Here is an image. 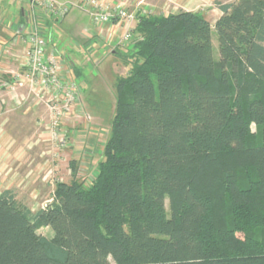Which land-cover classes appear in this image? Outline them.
Listing matches in <instances>:
<instances>
[{
	"label": "trees",
	"instance_id": "16d2710c",
	"mask_svg": "<svg viewBox=\"0 0 264 264\" xmlns=\"http://www.w3.org/2000/svg\"><path fill=\"white\" fill-rule=\"evenodd\" d=\"M215 7L135 13L94 177L1 192L0 264H264V0Z\"/></svg>",
	"mask_w": 264,
	"mask_h": 264
},
{
	"label": "rangeland",
	"instance_id": "374dc122",
	"mask_svg": "<svg viewBox=\"0 0 264 264\" xmlns=\"http://www.w3.org/2000/svg\"><path fill=\"white\" fill-rule=\"evenodd\" d=\"M110 1L112 3L123 2L126 6L131 7L133 0ZM212 1L214 3L205 0V4L203 2V5L201 4L202 7L200 5L198 10L211 27H213L220 15L218 9L215 7V2L229 3L234 0ZM179 7L175 6V10L173 11L170 8H166L163 11L160 10V13L167 15L182 11ZM75 15L81 19H83L82 15L88 16L77 10V8H73L69 17ZM63 29L66 30L65 26ZM54 38L55 45L60 50L72 48V41L77 42L80 46L82 44L71 33L67 37L62 38L60 33L56 31ZM76 51L81 52V54L78 56L72 54L66 56L65 59L66 68L71 69L69 75L80 92L79 100L74 101L71 113L59 122L58 131L65 135V145L59 146L51 138L49 128L51 126L50 114L38 96L30 94L26 87L16 89L13 92H8L4 89L0 91V101H4L2 105L0 104V107L2 106L0 108V136H3L7 131L13 137L15 146L19 149L22 148V150L25 149V151L32 142L38 140L39 144L37 147L39 151L41 150L40 152L44 153L43 157L38 156L39 164L36 156L34 158L29 156L28 169L23 167L26 165L24 161L19 162L22 165L18 168L21 174L15 178V181H11L12 184L5 186L3 183L8 180L3 179L1 176L7 163L4 160L2 162L0 158V193L5 189L13 191L18 202L24 207L29 208L32 212L43 208L51 202L54 186L57 182L69 183L71 181V163L76 168V179L84 186L89 185L95 175L97 163L103 159V146L110 135L117 100L116 80L118 74L120 72H122V75L127 73H125L127 67L122 66V62L111 55L109 52L110 48L102 45L101 42H92V45L87 50L86 48L79 50L73 48V52ZM212 53L214 59H218V41L213 28ZM73 69L74 72L75 69H79V73L82 75L79 81L76 74L72 71ZM6 76L5 78H0V80L6 81ZM6 101H16L19 107H21V103L25 105L22 110L25 109L28 112L27 116L21 119L22 111L20 112V110L7 113V110L10 108L4 109ZM36 110H40V114H38L40 119L43 118L37 126L33 122V119L37 117ZM6 113L9 115H6ZM6 118L8 121L10 120L8 123L5 122ZM41 132H44L43 136H41ZM37 136L41 138L37 139ZM24 141H28V143L25 144ZM1 142L4 144V141ZM2 149L5 150V148ZM29 152L35 151L30 150ZM24 156L25 154L22 152L20 158L23 159ZM166 210L168 211L167 202ZM38 233L47 238H51L53 235L52 231L47 228L40 229ZM110 264L113 263L110 262Z\"/></svg>",
	"mask_w": 264,
	"mask_h": 264
},
{
	"label": "built area",
	"instance_id": "2783aa9c",
	"mask_svg": "<svg viewBox=\"0 0 264 264\" xmlns=\"http://www.w3.org/2000/svg\"><path fill=\"white\" fill-rule=\"evenodd\" d=\"M24 3L25 25L14 36V43L20 42L22 48V70L7 75L6 81L0 80V91L13 92L23 87L38 96L45 104L51 118L50 135L59 146L65 145V135L58 131L59 122L71 113L74 101L79 100L80 92L70 77L71 69L66 68V60L56 47L48 45L56 33V25L73 8L87 14L95 30L96 40L104 39L108 25H118L123 33L118 37L114 31L107 33V43L129 42L136 24L134 7L123 2L110 0H81L79 4L69 0H19ZM43 19L51 20L50 35ZM53 30V32H52ZM53 34V35H52ZM66 65V66H65Z\"/></svg>",
	"mask_w": 264,
	"mask_h": 264
},
{
	"label": "crops",
	"instance_id": "0c3cea01",
	"mask_svg": "<svg viewBox=\"0 0 264 264\" xmlns=\"http://www.w3.org/2000/svg\"><path fill=\"white\" fill-rule=\"evenodd\" d=\"M69 1L75 4H79L81 2V0H69ZM209 1L213 2L212 0H207V2ZM203 2L205 4V0H133L131 2V6L134 7L135 12H141L143 14H149V15H155V14L164 15L163 13H160V10L163 11L166 8L168 9L170 8L173 11L175 10V6L176 7L182 6V7H179L182 11L197 13L200 8V5ZM24 7H25L24 3L20 2L19 0H0V78L1 79L5 78L6 75H9L12 72H18L22 70V63H23L22 48L24 45L21 44L20 42L14 43V36L17 32L21 31L25 25ZM156 11H158V13H156ZM70 12L61 22L58 23V25H56V29L53 28V30H56L58 33H60L62 38L67 37V35L71 33L74 36V38L80 41L82 44L80 46L77 42L72 41L71 42L72 48L63 49V50H60L59 47L57 46L58 52L61 55H64L65 59H66V56H70L72 54H74L75 56H78L79 54H81V52L79 51L73 52V48H76L78 50L86 48L87 50L92 45V42H101L102 45H105L106 47L108 46V48H110L109 52L116 59H118L114 55V51L116 49L122 50L123 52H125L129 50V48L131 47L130 41L120 42V40L117 39L116 41L107 43V37L109 35L107 33L114 31L118 37L122 35L123 30L119 28L118 25H113V24L108 25L106 27L105 38L96 40L95 30L91 24V20L89 16L82 15L83 19L79 18L77 15L69 17ZM43 20H44L43 24L47 28V36H48L50 35L49 31H50V27L52 23L50 19H43ZM64 26L66 30L63 29ZM51 40L54 42L48 45V50L49 49L51 50L52 49L51 46L53 47V44L55 43L54 35L53 37H51ZM122 66L126 67L125 65H122ZM127 70L128 68L125 70V73L127 72ZM118 76H123L122 72H120ZM7 77L8 76H6V78ZM3 103L4 101H0L1 105ZM35 104L38 105L37 103ZM4 106H5L4 109L6 110L8 107L10 108L9 110H7V113L15 111V110H20V112L22 111V114L20 116L21 119L25 118V116H27L28 114V112L25 109H24L25 111L22 110L23 107H25V105H22L21 103L20 105L21 107H19L16 101H6V104H4ZM39 111L40 110L35 111L37 113V117L33 119L35 126L39 125L40 121L43 120V118L40 119ZM7 113L6 115H9ZM5 120H6L5 121L6 123L10 121V120L8 121L7 118ZM43 134L44 132H41V136H43ZM39 137L37 136V139ZM0 138L2 139V140L0 139V158L2 162L4 160L7 163L3 169V175L1 176L3 179L5 178V180H8L5 183H3V185L5 186L7 184L8 185L12 184L11 181L12 180L15 181L16 180L15 178H17L21 174L20 170L18 169L20 166H22L20 165L21 161H24V163L26 164L23 167L25 169H28L27 165L29 162V158L30 157L34 158V156H36V158L38 159V156L40 155L41 157H43L44 153L40 152L41 150L39 151L37 147V145L39 144L38 140L32 142L25 151V149L22 150V148L19 149L15 146L16 144H14L13 137H11L7 131L3 134V136H0ZM1 141H4V144H2ZM24 143L26 144L28 143V141L27 142L24 141ZM2 148H5V150H3ZM27 150L29 151L34 150L35 152H29ZM22 152H24L25 154L23 159L20 158V155L22 154ZM2 154L4 155L2 156ZM37 161L39 164V159ZM29 170L31 169L29 168Z\"/></svg>",
	"mask_w": 264,
	"mask_h": 264
}]
</instances>
